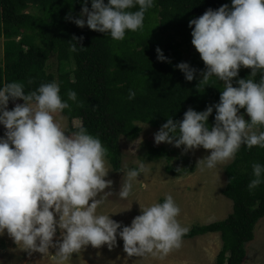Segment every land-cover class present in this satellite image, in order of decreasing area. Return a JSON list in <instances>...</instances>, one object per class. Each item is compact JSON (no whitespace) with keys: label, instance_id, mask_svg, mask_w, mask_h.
<instances>
[{"label":"clouds","instance_id":"clouds-1","mask_svg":"<svg viewBox=\"0 0 264 264\" xmlns=\"http://www.w3.org/2000/svg\"><path fill=\"white\" fill-rule=\"evenodd\" d=\"M154 2L91 0L89 8L88 0H81L79 15H67L66 19L121 41L127 31L143 30L145 13ZM188 26L191 43L206 69L200 72L199 83L209 85L215 76L223 83V90L219 102L203 111L189 107L181 120L169 117L154 133V142L177 148L183 145L185 152L199 147L210 150L196 165L204 171L234 160L241 146L264 148V130H260L264 128V0H231V5L208 8L190 19ZM73 40L70 51L76 52L78 43L75 37ZM156 53L159 61L168 60L159 47ZM176 67L187 81L195 78L197 69L187 62ZM241 67L251 71L247 78L236 79L233 86ZM135 96L129 89L127 98ZM17 99L23 103H15L9 110V101ZM69 101L77 102V93L68 90L67 99H63L56 81L31 91H25V85L18 81L0 86V125L5 129L0 136V235L6 230L29 254L48 255L53 247L58 264L89 245L112 249L118 236L129 257L166 256L180 249L189 228L178 220L181 209L171 194L162 202L140 206V214L130 225L122 226L110 213L98 214L103 203L100 194H113L105 191L112 185L106 179L107 149L83 124L69 132L57 121V114L70 109ZM213 109L214 124L210 127L208 118ZM251 167L253 179L247 187L254 190L264 184V165L253 163ZM149 171L144 163L128 169L119 198L126 200L133 182ZM58 229L61 238L54 240Z\"/></svg>","mask_w":264,"mask_h":264},{"label":"trees","instance_id":"trees-1","mask_svg":"<svg viewBox=\"0 0 264 264\" xmlns=\"http://www.w3.org/2000/svg\"><path fill=\"white\" fill-rule=\"evenodd\" d=\"M223 4L231 5V0H155L145 13L143 30L127 31L123 40L114 41L106 33L78 27L66 19L67 15H79L81 0H0V86L18 81L25 85V91H31L42 83L56 81L65 100L68 90L75 91L82 106L69 101L70 109L63 114L69 122L79 120L97 136L107 149L113 171H120V139L136 138L141 131L137 122L160 127L169 117L181 120L189 107L203 111L219 102L221 81L213 76L209 85L199 83L200 72L206 69L191 43L188 21ZM74 37L77 51L71 52ZM157 47L167 61L157 59ZM53 57L57 62L54 72L48 70ZM180 62L197 69L192 81H187L176 67ZM250 71L241 67L233 86L236 79L247 78ZM129 89L136 92L132 100L127 98ZM16 102L23 103L20 99L9 101ZM240 112L248 119L244 109ZM214 116L215 109L208 118L210 127ZM78 127L70 126L68 131ZM142 145L148 161L164 159L169 163L172 159L171 149L150 142ZM253 163L264 165V148L241 146L224 168L226 182L221 189L232 202V212L224 219L193 225L183 237L218 232L222 245L215 264H241L245 245L253 239L254 227L264 216V184L254 190L247 187L253 179ZM165 168L173 176L193 170L170 164Z\"/></svg>","mask_w":264,"mask_h":264},{"label":"rangeland","instance_id":"rangeland-1","mask_svg":"<svg viewBox=\"0 0 264 264\" xmlns=\"http://www.w3.org/2000/svg\"><path fill=\"white\" fill-rule=\"evenodd\" d=\"M86 19V17H85ZM84 28H88L86 25ZM3 59V38L0 37V64ZM57 68L55 57L50 58L48 70ZM19 103V102H16ZM15 103H8L11 110ZM56 119L62 126L69 130L70 126L78 127L79 120L71 122L65 115L57 114ZM72 124V125H70ZM140 128L139 135L134 139H120V151L122 154L121 170L113 171L109 159L106 157V167L109 169L106 179L112 181L110 189L113 194L106 196L101 193L98 198L103 203L97 209L98 214H108L112 219L121 223L122 226L130 225L132 219L140 214V206H148L155 202H162L166 194H171L181 209L178 220L189 229L193 225L205 224L216 220L224 219L232 212V202L222 195L226 178L225 166L230 163L218 164L214 169L201 171L197 165L198 160L210 154V150L203 147L183 150L172 144L154 142V133L161 127H152L146 123L137 122ZM5 129L0 125V136H3ZM161 145L172 150V159L167 163L164 159L159 161H148L144 157L143 143ZM144 163L150 171L145 175H139L133 182V189L126 200L118 196L120 185L126 180V172L130 168H136ZM174 168L193 169L186 174L173 176L166 171V165ZM119 231V230H118ZM61 230H57L54 240L61 238ZM222 241L218 232L207 233L194 238H183L180 249L173 250L166 256L145 255L129 257L123 250V241L117 237V245L109 249L106 245L100 248L87 246L81 253L73 256L64 264H215L218 252L221 249ZM246 255L241 264H264V216L261 217L254 227V236L245 245ZM56 249L49 248L48 255L38 252L21 250L16 245L7 231L0 235V264H58L55 257Z\"/></svg>","mask_w":264,"mask_h":264}]
</instances>
